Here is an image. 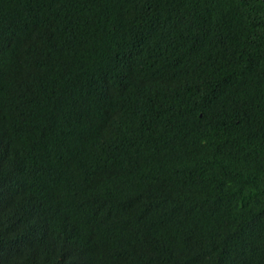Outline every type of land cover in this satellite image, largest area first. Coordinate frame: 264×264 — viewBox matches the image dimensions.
Returning <instances> with one entry per match:
<instances>
[{"label":"trees","instance_id":"trees-1","mask_svg":"<svg viewBox=\"0 0 264 264\" xmlns=\"http://www.w3.org/2000/svg\"><path fill=\"white\" fill-rule=\"evenodd\" d=\"M0 264H264V0H0Z\"/></svg>","mask_w":264,"mask_h":264}]
</instances>
